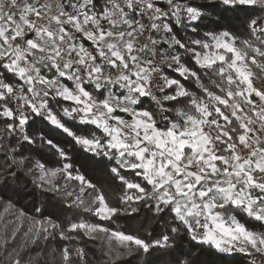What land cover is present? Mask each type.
Instances as JSON below:
<instances>
[{
    "label": "snow or ice",
    "instance_id": "1",
    "mask_svg": "<svg viewBox=\"0 0 264 264\" xmlns=\"http://www.w3.org/2000/svg\"><path fill=\"white\" fill-rule=\"evenodd\" d=\"M221 3L225 23L201 33L202 10L215 5L0 0V264H92L90 243L101 264H155L165 252L181 264L190 255L176 243L181 230L200 249L195 264H264V0ZM173 49L189 50L187 59ZM162 60L175 72L153 76ZM117 69L115 81L104 76ZM101 79L116 85L114 96ZM158 83L163 100L149 91ZM53 93L80 109L61 122L78 115L102 129L103 139L70 140L90 160L99 153L95 164L60 141L47 142L48 155L32 148ZM23 176L45 197L31 212L6 195Z\"/></svg>",
    "mask_w": 264,
    "mask_h": 264
},
{
    "label": "clouds",
    "instance_id": "2",
    "mask_svg": "<svg viewBox=\"0 0 264 264\" xmlns=\"http://www.w3.org/2000/svg\"><path fill=\"white\" fill-rule=\"evenodd\" d=\"M185 2H191L193 5H215V10L212 7H205L202 10L203 20L200 21V31L201 33L209 30H214L217 28L218 24H224L225 21L221 18L224 5L221 3V0H185ZM9 8L5 4V11H8ZM229 16L231 13L228 14ZM179 26V25H178ZM181 27V26H179ZM225 30V29H220ZM182 34L184 33V29L181 27ZM177 56H184L185 59H187L188 51L187 49L183 51H177L176 49L172 50ZM63 63V61H62ZM162 66L161 68H158L154 71L153 76L156 75L157 72H159L160 75L165 76L167 75V72L164 71V69H167L168 71L175 72V69L172 68V60H162L159 62ZM121 69H117L115 73H112L110 71H107L104 73V76H111L112 79L115 81L117 76L121 74ZM73 75H76L80 77L81 79H84V76L82 73H79L76 70H73ZM77 85L79 84V80L76 82ZM189 84L195 88V81H189ZM100 86L105 89V97H112L115 95L114 89L116 87L115 84L112 85H105L103 83V79L100 81ZM19 87V86H17ZM166 84L165 83H158L155 84L149 91L155 95L156 93H161L160 99L163 100V93L166 90ZM76 92H78V87L75 89ZM118 91V90H117ZM47 95V93L44 91V89L39 90V98L35 99L34 102L39 104L40 101L44 98V96ZM49 100L52 101V107L46 108L41 111L40 118L37 121L36 117L29 116L30 120L37 121L34 123L32 130H31V136L32 139L35 141L32 145V148L37 149L39 152L48 155L49 154V148L47 142L49 140L53 141V146H55L56 141H60L63 143V146L68 148L70 151V154L77 157L79 159V162L81 164L85 162H89L91 164H95L96 160L101 159V155L98 153L95 156V160H90V153L85 149L84 145L82 143H71V139H75L76 137H83L85 135L89 136L92 139H103L102 129L97 131L96 128L93 127H87L85 125V122L81 120V118L77 116H73L70 119H68V122L65 124L60 121L61 117H66V112L71 107L74 109L77 113H79L80 109L76 105H65L63 102L57 104L56 103V97L53 93L52 95H49ZM15 97L13 96V100ZM91 103L95 109V116L101 115L102 109L101 105L104 103L103 100L100 99L99 96V89L95 90L91 96ZM152 106L154 110H156V105L152 104L151 99L145 101V107ZM18 108H22V105L17 106ZM53 114L56 116L57 123H53L52 120L49 117V114ZM23 114V113H22ZM107 115L106 113L104 114ZM58 123L61 124L60 127H58ZM89 125L91 124V121L87 122ZM69 131V135H65V131ZM25 129H21V133L23 134ZM22 142V135L18 137ZM30 153H26L25 155H29ZM6 178L5 175L0 174V183L3 182V180ZM32 181L31 176H23L19 181H15L14 179L11 180V187L10 191L13 190H23L26 194L32 197H36L40 202L45 201V197L41 194L40 190L38 188H34L33 183H28ZM225 215H231V213H225ZM170 222V221H169ZM181 237H184V232L181 230L176 238V243L181 244L182 247L185 249V252H190V255H186L185 257L181 258V264H195L196 257L200 252L199 248L192 249L190 245V238H184L181 239ZM157 256H161L160 259L155 261V264H173L171 260V254L168 252H165L163 254L157 253ZM204 259H207L205 256Z\"/></svg>",
    "mask_w": 264,
    "mask_h": 264
},
{
    "label": "trees",
    "instance_id": "3",
    "mask_svg": "<svg viewBox=\"0 0 264 264\" xmlns=\"http://www.w3.org/2000/svg\"><path fill=\"white\" fill-rule=\"evenodd\" d=\"M177 27H179V26H177ZM28 183L30 184L31 181L29 180ZM6 195L10 196L12 198L13 203L20 210H26V211L31 212V209H32L34 204L39 206V204L41 203L36 197L29 196L23 190H19V189L16 190L15 192L9 190L6 193ZM50 210H54V209L50 208ZM137 219H140V218H137ZM136 223H137V221H133V220H123L122 219L120 221L121 226H123L125 224L132 226V225H135ZM89 248H92L96 251V256H92V254L90 253V259L92 260V264H101V261L98 259L99 255H100V253L98 251V244L93 245L90 243ZM133 264H136V262L133 261ZM228 264H246V261L244 258L237 256L235 258V260L228 262ZM258 264H261V261Z\"/></svg>",
    "mask_w": 264,
    "mask_h": 264
},
{
    "label": "rangeland",
    "instance_id": "4",
    "mask_svg": "<svg viewBox=\"0 0 264 264\" xmlns=\"http://www.w3.org/2000/svg\"><path fill=\"white\" fill-rule=\"evenodd\" d=\"M260 262L259 258H257V264Z\"/></svg>",
    "mask_w": 264,
    "mask_h": 264
}]
</instances>
